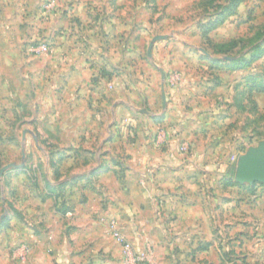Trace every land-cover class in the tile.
Instances as JSON below:
<instances>
[{"label": "rangeland", "instance_id": "rangeland-1", "mask_svg": "<svg viewBox=\"0 0 264 264\" xmlns=\"http://www.w3.org/2000/svg\"><path fill=\"white\" fill-rule=\"evenodd\" d=\"M263 40L264 0H0V264H264V185L236 181L264 142ZM167 106L191 135L145 185L120 142L172 130Z\"/></svg>", "mask_w": 264, "mask_h": 264}, {"label": "crops", "instance_id": "crops-1", "mask_svg": "<svg viewBox=\"0 0 264 264\" xmlns=\"http://www.w3.org/2000/svg\"><path fill=\"white\" fill-rule=\"evenodd\" d=\"M165 105H163V109ZM171 107L167 106V113L165 112V120L166 122H172L174 128L176 130H165L163 124L159 121L157 122L155 116L158 115H150L146 120H143L142 123L135 122V126H142L143 135L141 138L135 141V144H128L125 141H119L117 138L118 132H120L119 127L112 123L108 124L106 127V136L103 138V142H105V147L108 145V149H106V153H108L111 159L109 160L110 164L112 163V159L118 156V153H114L112 149L113 143L120 142V146L123 147L122 155L125 159H129L128 163L130 162L131 165H124L126 170L131 173L135 172H142L143 174L147 175L148 178L146 179L145 185H164V177L163 175L165 172H169L167 170L169 166H174L177 164L176 151L174 148L179 140L185 139L186 137L190 136L191 134L187 131L188 121L187 118H180L175 119V112H171ZM169 116V117H168ZM174 122H179L180 125H175ZM174 134L173 137L171 134ZM156 137V139H155ZM163 140L167 142V147L169 150L161 151L158 149V144H160ZM158 143V144H157ZM199 154L197 153L196 156ZM194 159H190L189 161H193ZM194 162V161H193ZM137 167V168H136ZM107 167L104 169V171ZM118 167L114 166L113 163L109 167L110 171H106V173H113L117 170ZM139 169L140 171H135ZM178 173L187 174L185 178H183V182L188 181L189 176L195 172V169L192 164H188L187 166H183L178 168ZM103 171V170H102ZM189 172V173H188ZM141 173V174H142Z\"/></svg>", "mask_w": 264, "mask_h": 264}, {"label": "water", "instance_id": "water-1", "mask_svg": "<svg viewBox=\"0 0 264 264\" xmlns=\"http://www.w3.org/2000/svg\"><path fill=\"white\" fill-rule=\"evenodd\" d=\"M157 39H160V37H155L152 43ZM152 43L149 45L148 54H150ZM162 102L165 105L163 91ZM34 140L35 142L37 141L36 138ZM236 181L240 184L259 182L264 185V142L260 143L257 148L251 149L239 159L236 170Z\"/></svg>", "mask_w": 264, "mask_h": 264}, {"label": "trees", "instance_id": "trees-1", "mask_svg": "<svg viewBox=\"0 0 264 264\" xmlns=\"http://www.w3.org/2000/svg\"><path fill=\"white\" fill-rule=\"evenodd\" d=\"M263 42H264V40H263ZM259 52H260V51L258 50V47H255V48L253 49V51H252V53H251L249 59H248L246 62L241 63V67H240V68H244V67H246L248 64H250V63L256 61V60L259 58V55H260Z\"/></svg>", "mask_w": 264, "mask_h": 264}, {"label": "built area", "instance_id": "built-area-1", "mask_svg": "<svg viewBox=\"0 0 264 264\" xmlns=\"http://www.w3.org/2000/svg\"><path fill=\"white\" fill-rule=\"evenodd\" d=\"M182 152H185V149L184 148L182 149Z\"/></svg>", "mask_w": 264, "mask_h": 264}]
</instances>
